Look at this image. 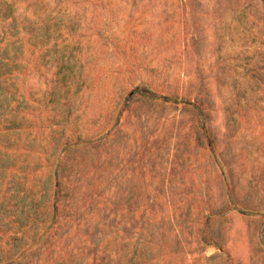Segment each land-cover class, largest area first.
Masks as SVG:
<instances>
[{"label":"rangeland","instance_id":"374dc122","mask_svg":"<svg viewBox=\"0 0 264 264\" xmlns=\"http://www.w3.org/2000/svg\"><path fill=\"white\" fill-rule=\"evenodd\" d=\"M0 264H264V0H0Z\"/></svg>","mask_w":264,"mask_h":264}]
</instances>
